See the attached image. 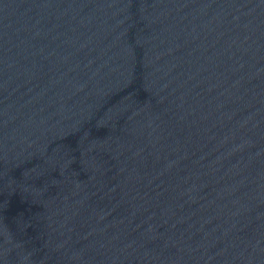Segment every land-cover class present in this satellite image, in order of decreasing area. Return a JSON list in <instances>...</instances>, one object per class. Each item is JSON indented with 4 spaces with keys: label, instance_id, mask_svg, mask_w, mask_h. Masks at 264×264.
Instances as JSON below:
<instances>
[{
    "label": "water",
    "instance_id": "obj_1",
    "mask_svg": "<svg viewBox=\"0 0 264 264\" xmlns=\"http://www.w3.org/2000/svg\"><path fill=\"white\" fill-rule=\"evenodd\" d=\"M0 264H264V0H0Z\"/></svg>",
    "mask_w": 264,
    "mask_h": 264
}]
</instances>
